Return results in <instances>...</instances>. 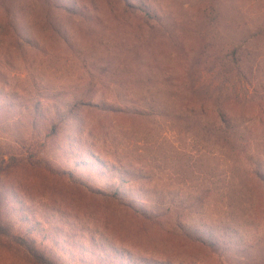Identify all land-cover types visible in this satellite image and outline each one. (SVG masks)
Segmentation results:
<instances>
[{
    "label": "rangeland",
    "instance_id": "rangeland-1",
    "mask_svg": "<svg viewBox=\"0 0 264 264\" xmlns=\"http://www.w3.org/2000/svg\"><path fill=\"white\" fill-rule=\"evenodd\" d=\"M64 1L78 14L0 0V159L18 160L2 177L7 218L64 264L108 247L230 264L190 230L264 264V0ZM0 264L34 263L0 235Z\"/></svg>",
    "mask_w": 264,
    "mask_h": 264
},
{
    "label": "trees",
    "instance_id": "trees-1",
    "mask_svg": "<svg viewBox=\"0 0 264 264\" xmlns=\"http://www.w3.org/2000/svg\"><path fill=\"white\" fill-rule=\"evenodd\" d=\"M50 1L53 7H55L57 11L60 13L74 14V15L78 14V9L76 8L75 5L66 3L64 0H50ZM125 6L128 9L139 10L143 14L142 19L144 21V24L147 25V27L149 26L150 22L157 24H161L162 22L155 12L148 10L146 7L142 6L141 4H138V6L126 4ZM107 110L113 112L122 111L121 109L114 110L109 106L107 107ZM141 112L143 113V111ZM219 114L221 116V122L224 126L225 134L229 133L234 127L233 120L224 111H220ZM54 127L56 129V126ZM51 134L57 135V132L53 131ZM15 162L18 163V160L14 158H11L9 160H5L4 158L0 159V235L14 238L15 241L18 243V245L27 253L28 257L33 261L34 264H64L56 255L53 254L52 251L48 250L41 243H39L36 238L31 236V232H26V233L22 232L21 229L17 227L16 224L17 222L10 221L6 216L10 208V200H9L10 191L6 186H3L2 177L5 172L10 170L9 169L10 167H13V163L15 164ZM9 164L10 166L6 168V165ZM53 174H58V173L56 172L54 173L53 171ZM64 175H66V177L73 178L74 182L77 185H80L88 190L89 189L93 190V192L94 193L96 192V194L109 197L118 201H122L123 203L125 202L134 209L136 207H140V210L144 212L143 207L146 206L141 202V200H138V198H129L128 196H126L125 192H123V190L120 188L112 189L110 191L94 188L84 178H80V177L76 178L73 173L65 172ZM260 177L261 180L264 182V174H261ZM188 235L200 241L204 246H208L214 249L215 252L220 253V255H222V257L225 258V261L230 264H240L241 261L244 260V257L241 256L242 253H240V250L244 249V246L241 245L240 242H232L229 245H226L224 242L215 238L214 236L205 237L199 235L198 232L194 230H190L188 232ZM96 260L97 262L93 261L89 264H94V262L97 264H154L152 261H148L147 259H142V258L136 259L129 252L126 251L121 252L119 250L117 251L110 247H108V249L106 248L102 250L101 254L98 256V258H96Z\"/></svg>",
    "mask_w": 264,
    "mask_h": 264
}]
</instances>
